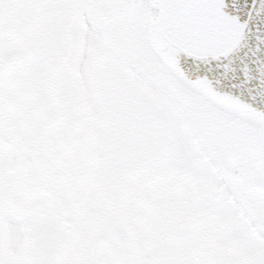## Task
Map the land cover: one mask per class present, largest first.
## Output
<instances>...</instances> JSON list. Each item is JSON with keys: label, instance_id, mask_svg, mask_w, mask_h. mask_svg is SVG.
<instances>
[{"label": "snow or ice", "instance_id": "obj_1", "mask_svg": "<svg viewBox=\"0 0 264 264\" xmlns=\"http://www.w3.org/2000/svg\"><path fill=\"white\" fill-rule=\"evenodd\" d=\"M0 264H264V0H0Z\"/></svg>", "mask_w": 264, "mask_h": 264}]
</instances>
